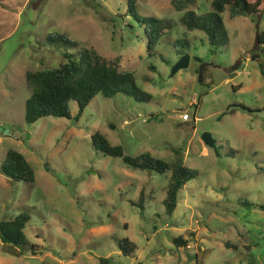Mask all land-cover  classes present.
<instances>
[{
  "label": "rangeland",
  "instance_id": "1",
  "mask_svg": "<svg viewBox=\"0 0 264 264\" xmlns=\"http://www.w3.org/2000/svg\"><path fill=\"white\" fill-rule=\"evenodd\" d=\"M128 1L0 0V127L10 131H0V163L14 148L35 175L31 183L11 182L0 171V219L30 215L27 245L0 240V264H100L99 257L107 264H264L263 56L251 57L256 29L264 28V0L256 16L230 18L226 6L227 41L214 51L203 31L180 23L187 9L210 10L211 0L186 1V8L184 0H132L141 15L170 20L149 50ZM52 33L107 60L118 56L119 68L152 98L97 93L78 119L72 100L70 117L27 123L25 71L66 60L64 48L47 41ZM182 52L190 54L188 64L171 75ZM201 63L207 65L199 81ZM94 131L125 154L171 162L180 151L197 174L178 191L171 214L162 203L170 171L134 169L96 151ZM141 189L142 209L131 203ZM178 235L185 246L173 242ZM124 237L136 246L127 255L118 245Z\"/></svg>",
  "mask_w": 264,
  "mask_h": 264
},
{
  "label": "trees",
  "instance_id": "2",
  "mask_svg": "<svg viewBox=\"0 0 264 264\" xmlns=\"http://www.w3.org/2000/svg\"><path fill=\"white\" fill-rule=\"evenodd\" d=\"M192 0L179 2L184 5ZM261 0H211V9L205 13L197 14L193 9H187L180 17V23L187 29H199L206 34L207 40L214 51L227 41V32L223 23L222 12L228 6L230 15H252L259 12ZM178 3L177 9H180ZM130 15L141 23L148 36L147 49H151L160 34L170 26V20L155 16L141 15L135 8L133 1H128ZM264 12V8L262 9ZM48 42L60 45L64 48L63 56L66 59L55 67L36 70H26L25 80L30 87V94L25 99L24 119L27 123H33L42 116L70 117L69 102L75 101L78 119L83 109L92 97L101 93L103 96L123 94L131 97L136 102H147L152 94L141 89L130 71L119 68V57L107 60L94 48L87 47L69 39L60 33H52L46 36ZM75 46V47H74ZM72 49L73 51H69ZM183 53V52H182ZM263 56L260 66L264 74V28L256 29L251 57ZM91 143L96 151L111 156H119L122 162L131 168L148 170L157 173L170 171L165 188V196L162 200L165 213L171 214L177 203L178 191L196 174L197 170L183 164L181 153L174 150L176 159L168 162L162 158L154 157L148 152L137 155L125 154L119 144H110L98 131L91 134ZM0 171L11 181H24L31 183L35 175L32 166L24 155L14 148H8L0 163ZM144 198L143 190L139 192L136 202L131 203L140 206ZM247 203V202H245ZM249 205H251L249 203ZM30 215L27 211H21L12 218L0 219V240L18 248L27 245L24 227ZM177 246L186 245L187 239L183 236L172 238ZM228 244V243H226ZM123 254H129L135 249V244L127 237L118 241ZM100 264H107L108 258L99 257Z\"/></svg>",
  "mask_w": 264,
  "mask_h": 264
},
{
  "label": "water",
  "instance_id": "3",
  "mask_svg": "<svg viewBox=\"0 0 264 264\" xmlns=\"http://www.w3.org/2000/svg\"><path fill=\"white\" fill-rule=\"evenodd\" d=\"M190 58V54L185 52L180 55V57L175 61V63L172 65L170 74L172 75L174 72H176L179 68L185 67L188 64ZM207 65V63H201L198 69V80L200 81L202 79V70L203 67ZM239 65V61H236L232 65V69H236ZM0 131L4 134L9 133V129L0 127ZM201 138L203 139L204 143H206L209 146L214 145V139L212 138L211 134L209 132H203L201 135Z\"/></svg>",
  "mask_w": 264,
  "mask_h": 264
},
{
  "label": "built area",
  "instance_id": "4",
  "mask_svg": "<svg viewBox=\"0 0 264 264\" xmlns=\"http://www.w3.org/2000/svg\"><path fill=\"white\" fill-rule=\"evenodd\" d=\"M182 118H184V119H186V120H187V118H188V114H187V113H185V114L182 116Z\"/></svg>",
  "mask_w": 264,
  "mask_h": 264
}]
</instances>
